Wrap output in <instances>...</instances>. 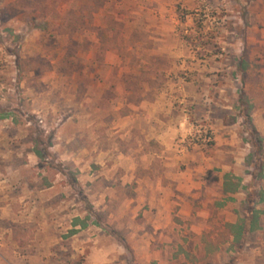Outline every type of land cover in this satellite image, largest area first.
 <instances>
[{"label": "rangeland", "instance_id": "374dc122", "mask_svg": "<svg viewBox=\"0 0 264 264\" xmlns=\"http://www.w3.org/2000/svg\"><path fill=\"white\" fill-rule=\"evenodd\" d=\"M150 48L158 68L174 66L183 79L206 86L191 116L206 152L219 165L239 159V175L226 172L239 180L226 195L237 197L214 204L200 234L188 226L177 232L176 264H264V0H0V264H86L92 237L66 231L72 214L89 212L76 168L114 142L102 127L88 131L87 86L97 85L106 67L133 70L126 82L138 98V61ZM244 50L255 67L242 85L237 62ZM76 116L80 124L70 119ZM222 122L232 130L231 145L225 129L214 140ZM197 138L190 135L189 143ZM69 149L81 153L71 159ZM253 210L260 212L255 228L230 243L227 224ZM85 216L82 228L96 225L123 239L102 217ZM125 256L135 264L131 249Z\"/></svg>", "mask_w": 264, "mask_h": 264}, {"label": "crops", "instance_id": "0c3cea01", "mask_svg": "<svg viewBox=\"0 0 264 264\" xmlns=\"http://www.w3.org/2000/svg\"><path fill=\"white\" fill-rule=\"evenodd\" d=\"M157 53L150 48L138 61V98L131 97L132 89L126 82L133 70L106 67L97 85L87 86L88 131L94 133L102 127V134L114 142L97 147L96 156L85 166L77 162V179L83 188L87 184L89 212L72 214L66 231L73 230L72 236L85 232L92 237L86 264H126L128 249L135 256V264H176L172 248L177 232L188 226L200 234L207 227L214 204L237 197L238 193H223V177L231 170L239 175V159L235 157V165H219L211 152H206L202 143L205 136L197 134L200 129L192 124L198 121L192 119V111L202 104L206 86L183 79L182 70L174 66L158 68L154 63ZM197 71L193 75L200 76L201 70ZM108 91L113 94L111 98ZM70 119L80 124L78 116ZM215 127H211L214 140H221L224 129L232 132L223 122L221 129ZM76 131L82 129L77 127ZM190 135L198 136V142L190 144ZM230 136L227 145L234 142L233 133ZM80 151L64 153L75 159ZM213 167L220 170L219 176L208 179L205 174ZM84 216L102 217L103 225H112L114 233L120 235L123 230V239L96 225L82 228Z\"/></svg>", "mask_w": 264, "mask_h": 264}, {"label": "trees", "instance_id": "16d2710c", "mask_svg": "<svg viewBox=\"0 0 264 264\" xmlns=\"http://www.w3.org/2000/svg\"><path fill=\"white\" fill-rule=\"evenodd\" d=\"M264 65V64H263ZM255 67V63L249 58L247 51L244 50L242 56L238 59L237 62V71L241 76V83L242 85L246 82L249 71ZM240 93L243 95L240 98L241 103H244L246 114L248 115L249 108L251 107L247 98L245 97L244 89L241 87L239 89ZM5 114H2L1 117H5ZM258 142L262 141V137L259 136L256 139ZM36 156L41 160L45 159L44 154L37 150ZM260 172L263 173L264 171V160L260 162ZM239 180L234 181L233 176L231 174H225L223 178V193L226 194L228 192H235L238 190ZM260 214L259 211L253 210L251 213H248L244 218H240L239 221L235 225H228L231 227V233L228 234V237L232 236L231 242L233 244L239 243V240L248 230H252L255 228L258 220V215ZM84 225V224H83ZM82 225V226H83Z\"/></svg>", "mask_w": 264, "mask_h": 264}]
</instances>
